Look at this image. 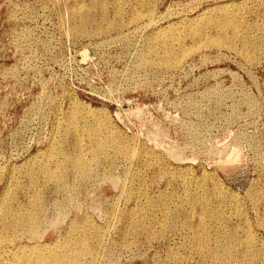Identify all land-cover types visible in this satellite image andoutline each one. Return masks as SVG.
Returning a JSON list of instances; mask_svg holds the SVG:
<instances>
[{
	"label": "rangeland",
	"instance_id": "obj_1",
	"mask_svg": "<svg viewBox=\"0 0 264 264\" xmlns=\"http://www.w3.org/2000/svg\"><path fill=\"white\" fill-rule=\"evenodd\" d=\"M76 1H78V3ZM83 1L84 2H82V0H0V198L3 196L4 199L1 198L3 201L0 200L2 201V204L0 203V210L3 207V211H0V254L2 255H0V258H3L0 259V264H15L12 263L13 258L7 256L9 260L4 253H2L6 246L16 247L20 244H28L32 241L39 240L52 242L57 238V235H59L57 244H61L67 237H69V240L72 239V242L73 240H80V243H77L78 245L76 244V246L72 243V247L75 251L84 252H81L82 255H80L79 258L86 260L78 259L76 264H246V262H250V264H261L259 259H262L263 257L261 256H264V0H120L119 2L117 0H106L107 3L106 1L102 3L103 0ZM154 2L156 5L153 4ZM226 4L230 6L227 7L228 9L224 7ZM79 5H81V7H79ZM113 5L116 8L113 7ZM118 5L121 6L119 7ZM42 6L46 7L43 8ZM129 6L131 11H129ZM80 8L82 9L80 10ZM105 8L107 10H103ZM76 9H78V11ZM151 9L152 12L150 11ZM213 9L215 11L218 9V12H215ZM135 10L140 13H138V15H140L139 17H141V14L144 17L137 19L138 21L131 20L133 16L137 14ZM199 13H203V16L200 18L196 17L195 19V16ZM228 13L230 16H227ZM116 14L119 15L117 16ZM149 14L151 16H148ZM118 17L121 19L119 20ZM232 17L234 18L232 19ZM215 19H220V21H216ZM101 21L104 22L102 23ZM133 21L135 23H133ZM118 22L122 23L119 24ZM239 22L242 23L239 24ZM197 25L203 36L199 35V37H194L196 40L189 36V39L183 36H186L188 32H190V29L194 26L197 27ZM79 26L84 27L80 28ZM108 27L110 28L108 29ZM211 27H214V29ZM93 28L95 30L97 29L96 32ZM167 29H171V32ZM79 30H81L80 34ZM212 30L213 32H211ZM160 31L163 33L160 34ZM220 31H224V33L227 34L225 35ZM94 32L95 34H93ZM155 32L159 34H155ZM163 34H167L165 38L162 37L164 39L161 38ZM168 34H173L172 36L180 37V39L183 38L184 40H180L179 44L172 46L170 41L167 40ZM176 34L182 36H177ZM158 35L159 37H157ZM214 35L219 36L212 37ZM222 35L224 37L222 39L223 41L220 40ZM249 36H253L250 37L251 40ZM92 37H94V39ZM200 37L201 39L198 40ZM230 37H232V40ZM207 38L211 42L207 40ZM212 38H219V40H211ZM110 39H112V41L115 39L116 41L114 40L112 42ZM196 42L198 43L196 44ZM216 42L217 44H215ZM252 42L253 44H251ZM193 43L195 45L194 47L192 46ZM210 43H213L214 46ZM182 44L186 49V56L184 55L183 51L185 49ZM230 45L232 46L230 47ZM206 46H208V48H206ZM244 46H247V49H245L246 47L244 48ZM172 47H174V49ZM181 47L182 50H180ZM200 47L202 48L200 49ZM155 48H157L158 51ZM164 50H166V52ZM246 50L247 52L250 51V55ZM156 51L158 54H156ZM171 52H173V55ZM182 52L183 54H181ZM246 53L247 55H245ZM148 54L150 55L148 56ZM254 56L257 57L252 58ZM176 58L178 60L181 59V61L179 60L180 62H178ZM75 105L77 106L75 107ZM73 109L77 111L74 110L75 112L73 111V113L71 111ZM97 111L98 113H96ZM84 113L90 117H87V122H85L86 120L81 121L82 117L85 116ZM73 114L77 117L79 120L78 123L80 122L81 125L86 123L85 126L93 124L95 126L96 123L97 125L101 123L100 126H102V129L101 133H99V137L103 138L104 142L106 140L104 144V151L106 150V152L103 151V154L100 155V157H102L95 163L98 166L93 164L95 172L88 175L85 179H81L76 173L75 177L74 169L69 159H67L72 153L71 145L74 136L65 134H67V124L70 118L74 117ZM103 114L105 115L103 116ZM97 115H99L100 118ZM96 118L98 120H96ZM99 120L100 123H98ZM110 129L116 131V135L119 138L121 137L124 143L126 142L125 145L130 144V148H133L132 150L136 152L131 154L133 156H130V154L128 155L127 152L124 153V151L118 150L116 144H113V141L111 142L107 137L108 130ZM80 130L79 128V133H81L80 136L83 135L80 137V143L83 147L85 146V149L89 148V142H91V139L88 137L89 134L82 133ZM148 131L152 135L149 134ZM152 136L154 138L157 137L156 140L152 138ZM58 137H60V139ZM123 137H126L128 141ZM133 140H135V142ZM160 142L161 145L159 144ZM133 143L136 144L133 145ZM54 146L56 147L54 148ZM159 146H161L162 149L161 147L159 148ZM231 147H234V151L236 150L234 156L236 158H233V161H228V163L227 161L225 162V160L227 158L226 156L230 154ZM214 149H216V151ZM48 150L50 151L49 153ZM132 150H130L131 153ZM210 150L214 154H211ZM222 150L223 152H221ZM107 151L110 152L107 153ZM116 151L118 152L116 153ZM119 151H121V154ZM217 151H220L221 154H219L220 152L217 153ZM150 152L152 153L150 154ZM170 152L173 155H170ZM215 152L217 154H215ZM53 153L55 155L59 153V155L55 156ZM109 153H112L111 156ZM45 154H48V157ZM42 155H44L43 158H41ZM53 155L59 160H56ZM86 155L87 154H85V157L90 159V154L89 156ZM122 156L131 158H126V161ZM173 156H175V158ZM51 157H53L52 159H55L57 163H63V165H56V161L54 160V163ZM170 157L173 158L170 159ZM31 160H33L32 162H34V165H31ZM128 160L130 162H128ZM158 162L160 165L157 164ZM223 162L225 164H223ZM43 163L48 165L45 166ZM53 163L58 167L57 171H61L58 174L59 176L56 175L58 173L57 171L54 172L56 167ZM142 164L148 166H142ZM49 165L50 168H48ZM166 165L168 167H166ZM32 166L36 167L32 168ZM63 166H65L64 168L66 170ZM164 166L166 169L163 168ZM42 167L44 169L46 167L44 170L45 172ZM26 168L29 170L28 172ZM31 168L32 173L30 172ZM108 168L110 172L107 171ZM175 168L178 170H175ZM33 169H35V171ZM63 169L64 172H62ZM51 170L54 172V176L52 174L53 177L47 175L51 174ZM105 171H107V173ZM168 171H172L174 175L168 173ZM189 172H193L194 174ZM26 173H30L31 175L27 176L28 174ZM38 173L41 174L37 175ZM63 173L67 176H62ZM91 175L93 176L90 177ZM158 175H160L161 178ZM177 175L179 177L181 176V180H179ZM182 176H185L186 185ZM50 177H52V179L56 177L54 179L57 180L61 179L59 180L60 182L58 181L60 184H57L58 182L56 183L54 179L53 183ZM109 177L112 178L110 179ZM163 177H165V179ZM158 179L161 180L159 181ZM72 182L76 187H71V185H73ZM188 182L190 184H188ZM48 183L49 185H47ZM195 183H200L199 185H202L199 188L198 184ZM195 185L198 187L196 188ZM40 186L42 188H40ZM203 186L205 188H201ZM216 186L217 188H215ZM67 188H69V190ZM11 189L12 192H14L13 196L12 192H10ZM184 189L185 191L183 192ZM189 189L192 192L188 191ZM129 190L133 194L130 193ZM9 194L10 196H8ZM31 194L33 195L31 196ZM45 194L47 196H45ZM28 195H30L31 198H29L30 196ZM125 195L129 198L126 197V199ZM196 195L198 196L195 199ZM11 196L16 198L13 200ZM199 196L202 198L199 199ZM207 196L211 197H209L210 200ZM35 198L37 201H35ZM41 198H43V202H40L41 200L38 201V199ZM192 199L197 202H194ZM255 199H257V201ZM31 200L36 202V206ZM55 200L58 202H55ZM111 200H113V202ZM198 201L201 202L198 203ZM208 201L210 202L208 203ZM27 202L30 204L28 205ZM32 204L34 207L31 206ZM200 204H204L205 207ZM210 204H212L213 207ZM6 205L7 208L4 210ZM8 205H12L16 210ZM75 205L78 207L76 208ZM112 206H114V208ZM200 206H202V208ZM206 206L210 207V210L214 212L210 211L209 208L207 210ZM43 207H45V209ZM130 208L133 209V211ZM26 210L31 213H37L39 222L35 228V234L27 233V229L22 225L26 230L23 233L24 229L21 227L23 223H20V220L24 218L22 214L26 216V214H24ZM9 211L12 213L10 214ZM60 211L65 214L61 215ZM119 211L121 214L118 213ZM130 212L135 213L132 214ZM199 212H205L204 214H206V216L211 217L207 218L204 215L207 220L205 218L203 219V227H198ZM2 213L5 214V216L2 217ZM120 215L122 216L120 217ZM214 216H216L218 220ZM10 219H12L13 222ZM82 219H87L89 222ZM76 221L77 223H75ZM120 221L123 224H121ZM128 221L130 222V226H127L129 225ZM18 223H20V225H17ZM84 223L87 224L85 225ZM3 225L6 226L3 227ZM89 225L93 227L89 228ZM19 226L21 227V233ZM138 226H140V228ZM141 226H146L147 228ZM225 226L226 228H224ZM2 227L4 229L9 227L7 229L8 231L4 230ZM75 227L78 228L75 230ZM129 227L130 229H128ZM135 227L137 231L134 230ZM227 227L229 229H227ZM94 228L95 231L93 230ZM194 228H196L197 232L199 231L200 234L204 232L201 234L202 239L205 240V243L201 241L203 242V246L202 243L200 246V242L196 243L195 237H192L195 236L196 232ZM202 228H204L205 231H203L204 229ZM37 229L39 231L36 233ZM141 229L144 230L142 231ZM102 230L103 232H101ZM5 231L7 233H4ZM90 232H92L91 235ZM82 233L85 235H82ZM96 233L99 236H97ZM223 233H226V235ZM27 234L31 235V237L37 235V237L34 236L32 240ZM38 234H40L39 237ZM205 234H207L206 237ZM220 235L224 236L222 237ZM73 236L75 238H73ZM84 237L85 239H83ZM96 237H100V240ZM27 239L30 240L27 241ZM92 239H96L93 240L94 243H92ZM216 240H220L217 241L220 244L217 242L214 243ZM193 242L197 245H195V243L193 244ZM223 242L226 244L228 243L229 247L227 246L228 244L226 245ZM238 242L240 243L238 244ZM249 242L251 249L248 252L246 243ZM98 243L99 245H97ZM230 244L234 246H230ZM205 245H207V247ZM219 245L221 248H219ZM225 245L231 249L224 250ZM86 246L90 247L88 248L89 250L86 249ZM201 247H203V249ZM221 249L222 251L224 250L226 254H224ZM227 251H229L228 253H230V255L227 254ZM262 264H264V262Z\"/></svg>",
	"mask_w": 264,
	"mask_h": 264
},
{
	"label": "bare ground",
	"instance_id": "obj_2",
	"mask_svg": "<svg viewBox=\"0 0 264 264\" xmlns=\"http://www.w3.org/2000/svg\"><path fill=\"white\" fill-rule=\"evenodd\" d=\"M95 1V0H94ZM101 1V0H100ZM104 1H106V0H103V2L102 3H104ZM110 1H112V0H110ZM118 2L120 1V0H117ZM126 1V0H125ZM132 1V0H131ZM143 1V0H142ZM242 1V0H241ZM240 1V2H241ZM247 1V0H246ZM42 2H44V1H42ZM50 2V1H49ZM77 3H78V1H76ZM82 2H84L83 0H82ZM97 2V1H96ZM117 2V3H118ZM130 2V1H129ZM134 2V1H133ZM250 2V1H249ZM255 2V1H254ZM58 3V2H57ZM106 3H107V1H106ZM110 3V2H109ZM112 3V2H111ZM114 3V2H113ZM116 3V4H117ZM127 3V2H126ZM145 3V2H144ZM147 3V2H146ZM199 3H201V2H199ZM221 3V2H220ZM244 3V2H243ZM251 3V2H250ZM252 3H253V1H252ZM93 4V3H92ZM123 4V3H122ZM130 4V3H129ZM148 4V3H147ZM153 4H155V2L153 3ZM194 4V3H193ZM228 4V3H227ZM226 4V6H224V7H230V6H228ZM237 4V3H236ZM240 4V3H239ZM259 4H261V3H259ZM18 5V4H17ZM82 5V4H81ZM81 5H79V7H81ZM102 5V4H101ZM127 5V4H126ZM136 5H138V4H136ZM140 5V4H139ZM142 5H143V3H142ZM141 5V6H142ZM156 5V4H155ZM234 5H235V3H234ZM252 5V4H251ZM96 6V5H95ZM99 6H100V4H99ZM107 6H108V4H107ZM106 6V7H107ZM112 6V5H111ZM119 7L121 6V5H118ZM140 6V7H141ZM147 6V5H146ZM149 6V5H148ZM233 6V5H232ZM242 6V5H241ZM254 6V5H253ZM262 6V5H261ZM16 7V6H15ZM20 7V6H19ZM43 8H45L44 6H42ZM49 7V6H48ZM88 7V6H87ZM93 7V6H92ZM101 7V6H100ZM105 7V6H104ZM113 7H115L114 5H113ZM192 7V6H191ZM194 7V6H193ZM217 7H219V6H217ZM220 7H223V6H220ZM233 7H236V6H233ZM246 7V6H245ZM258 7H260V6H258ZM264 7V6H263ZM86 8V7H85ZM90 8H91V6H90ZM103 8V7H102ZM116 8V7H115ZM114 8V9H115ZM132 8V7H131ZM134 8H136V7H134ZM148 8V7H147ZM155 8V7H154ZM209 8V7H208ZM216 8V7H215ZM214 8V9H215ZM225 8V9H226ZM244 8V7H243ZM82 8H80V10H81ZM92 9V8H91ZM91 9H89V10H91ZM109 9V8H108ZM142 9V8H141ZM145 9V8H144ZM149 9V8H148ZM213 9V10H214ZM228 9V8H227ZM235 9V8H234ZM237 9H238V7H237ZM246 9V8H245ZM26 10V9H25ZM47 10V9H46ZM73 10V9H72ZM77 11H78V9H76ZM79 10V11H80ZM95 10V9H94ZM103 10H107L106 8L105 9H103ZM139 10V9H138ZM146 10V9H145ZM153 10H155V9H153ZM188 10H189V8H188ZM210 10V9H209ZM218 10V9H217ZM215 11V12H218V11ZM222 10V9H221ZM239 11H240V9H238ZM243 10V9H242ZM252 10V9H251ZM258 10V9H257ZM57 11V10H56ZM115 11V10H114ZM123 11V10H122ZM129 11H131L130 10V6H129ZM144 11V10H143ZM151 12H152V9L150 10ZM202 11V10H201ZM225 11V10H224ZM75 12V11H74ZM87 12V11H86ZM90 12V11H89ZM101 12V11H100ZM103 12V11H102ZM117 12V11H116ZM126 12H128V11H126ZM135 12H136V10H135ZM148 12V11H147ZM227 12V11H226ZM234 12V11H233ZM244 12H246V11H244ZM264 12V11H263ZM17 13V12H16ZM82 13V12H81ZM92 13V12H91ZM115 13V12H114ZM119 13V12H118ZM137 14L136 15H134L133 16V19H131V20H137V19H139V18H143L144 16H142V14H141V17H139L140 15H138V13L139 12H136ZM144 13V12H143ZM149 13V12H148ZM148 13H145V14H148ZM187 13V12H186ZM232 13V12H231ZM255 13H256V11H255ZM11 14V13H10ZM72 14H74V13H72ZM77 14V13H76ZM85 14V13H84ZM104 14V13H103ZM122 14V13H121ZM133 14V13H132ZM140 14V13H139ZM152 14V13H151ZM205 14V13H204ZM209 14V13H208ZM246 14V13H245ZM15 15V14H14ZM80 15V14H79ZM105 15V14H104ZM113 15V14H112ZM117 15V14H116ZM119 15V14H118ZM117 15V16H118ZM197 15V14H196ZM214 15V14H213ZM219 15V14H218ZM227 15V14H226ZM233 15V14H232ZM239 15V14H238ZM241 15V14H240ZM248 15V14H247ZM247 15H244V16H247ZM255 15V14H254ZM264 15V14H263ZM130 16H132V15H130ZM146 16V15H145ZM148 16H151L150 14L148 15ZM147 16V17H148ZM203 16V13H199L197 16H195V19H196V17L197 18H200V17H202ZM205 16V15H204ZM220 16H221V13H220ZM227 16H230L229 15V13H228V15ZM242 16V15H241ZM260 16V15H259ZM75 17V16H74ZM82 17V16H81ZM108 17H109V15H108ZM121 17V16H120ZM215 17V16H214ZM226 17V16H225ZM257 17V16H256ZM262 17V16H261ZM264 17V16H263ZM80 18V17H79ZM88 18V17H87ZM89 18H91V17H89ZM94 18V17H93ZM96 18V17H95ZM100 18V17H99ZM112 18H113V16H112ZM119 18V17H118ZM122 18H123V16H122ZM131 18V17H130ZM151 18V17H150ZM149 18V19H150ZM194 18V17H193ZM205 18H207V17H205ZM210 18H211V16H210ZM216 18V17H215ZM219 18V17H218ZM217 18V19H218ZM234 17H232V19H233ZM13 19V18H12ZM74 19V18H73ZM107 19V18H106ZM111 19V18H110ZM121 18H119V20H120ZM129 19V18H128ZM128 19H127V21H128ZM194 19V20H195ZM221 19V18H220ZM220 19L219 20H216V21H220ZM239 19V18H238ZM246 19V18H245ZM253 19V18H252ZM93 20V19H92ZM101 20V19H100ZM113 20H114V18H113ZM116 20V19H115ZM130 20V19H129ZM131 20H130V22H131ZM152 20V19H151ZM185 20V19H184ZM201 20V19H200ZM202 20H204V19H202ZM213 20V19H212ZM225 20H227V19H225ZM235 20V19H234ZM240 20H241V17H240ZM246 20H248V19H246ZM258 20V19H257ZM262 20V19H261ZM15 21V20H14ZM77 21V20H76ZM84 21V20H83ZM87 21V20H86ZM106 21V20H105ZM124 21V20H123ZM122 21V22H123ZM138 21V20H137ZM140 21V20H139ZM145 21V20H144ZM150 21V20H149ZM211 21V20H210ZM229 21V20H228ZM227 21V22H228ZM231 21V20H230ZM236 21V20H235ZM244 21V20H243ZM260 21V20H259ZM69 22V21H68ZM92 22V21H91ZM102 22V21H101ZM104 22V21H103ZM102 22V23H103ZM114 22V21H113ZM117 22V21H116ZM121 22V23H122ZM188 22H189V20H188ZM199 22V21H198ZM223 22H225V21H223ZM237 22V21H236ZM235 22V23H236ZM85 23V22H84ZM101 23V24H102ZM106 23V22H105ZM108 23V22H107ZM119 24H121L120 22H118ZM133 23H135L134 21H133ZM153 23V22H152ZM168 23V22H167ZM182 23H183V21H182ZM195 23V22H194ZM213 23H215V22H213ZM229 23V22H228ZM232 23V22H231ZM240 23H242V22H239V24ZM244 23V22H243ZM249 23V22H248ZM261 23H262V21H261ZM92 24H93V22H92ZM99 24V23H98ZM109 24V23H108ZM111 24V23H110ZM125 24H127V23H125ZM130 24V23H129ZM128 24V25H129ZM150 24V23H149ZM148 24V25H149ZM158 24V23H157ZM190 24V23H189ZM205 24H207V23H205ZM217 24V23H216ZM221 24V23H220ZM219 24V25H220ZM224 24V23H223ZM227 24V23H226ZM79 25H81V24H79ZM168 25V24H167ZM178 25V24H177ZM182 25H184V24H182ZM196 25V24H195ZM198 25H199V23H198ZM198 25H197V27L196 26H194V27H189V28H191L190 29V32H188V34L185 36V35H183L184 37H187V39H189L188 38V36L189 37H191L192 39H194V37H199V35L200 36H203L202 35V32H201V30L199 29V27H198ZM202 25V24H201ZM208 25V24H207ZM218 25V26H219ZM231 25H233V24H231ZM235 25V24H234ZM244 25H245V23H244ZM246 25H248V24H246ZM257 25V24H256ZM260 25V24H259ZM264 25V24H263ZM263 25H262V27H263ZM74 26V25H73ZM86 26V25H85ZM98 26V25H97ZM96 26V27H97ZM112 26V25H111ZM186 26H188V25H186ZM190 26V25H189ZM222 26V25H221ZM224 26H225V24H224ZM239 26V25H238ZM242 26V25H241ZM249 26V25H248ZM80 27V26H79ZM82 27H84V26H81L80 28H82ZM90 27H91V25H90ZM106 27V26H105ZM113 27V26H112ZM114 27H116V26H114ZM118 27V26H117ZM125 27V26H124ZM196 27V28H195ZM223 27V26H222ZM229 27V26H228ZM235 27V26H234ZM21 28V27H20ZM26 28V27H25ZM76 28V27H75ZM110 27H108V29H109ZM123 28V27H122ZM127 28V27H126ZM142 28V27H141ZM163 28V27H162ZM173 28V27H172ZM176 28V27H175ZM175 28H174V31H175ZM206 28V27H205ZM212 28V27H211ZM219 28V27H218ZM233 28V27H232ZM240 28V27H239ZM242 28V27H241ZM240 28V29H241ZM244 28H246V27H244ZM248 28V27H247ZM253 28H255V27H253ZM261 28V27H260ZM78 29V28H77ZM85 29V28H84ZM88 29V28H87ZM92 29V28H91ZM94 29V28H93ZM99 29V28H98ZM113 29V28H112ZM111 29V30H112ZM186 29V28H185ZM202 29V28H201ZM212 29H214V27L212 28ZM220 29V28H219ZM225 29V28H224ZM223 29V30H224ZM237 29V28H236ZM243 29V28H242ZM249 29V28H248ZM259 29V28H258ZM258 29H257V31H258ZM28 30V29H27ZM72 30H74V29H72ZM76 30V29H75ZM83 30V29H82ZM89 30V29H88ZM95 30V29H94ZM97 30V29H96ZM96 30H95V32H96ZM100 30V29H99ZM107 30V29H106ZM115 30V29H114ZM134 30V29H133ZM167 30H169V29H167ZM167 30H165L166 32H169V31H167ZM208 30V29H207ZM211 30V29H210ZM222 30V29H221ZM239 30V29H238ZM237 30V31H238ZM250 30V29H249ZM252 30V29H251ZM256 30V29H255ZM15 31V30H14ZM69 31H70V27H69ZM80 31L81 30H79V34H80ZM105 31V30H104ZM153 31V30H152ZM173 31V30H172ZM182 31V30H181ZM180 31V32H181ZM183 31H184V29H183ZM189 31V30H188ZM215 31H217V30H215ZM232 31V30H231ZM234 31H236V30H234ZM243 31V30H242ZM245 31V30H244ZM247 31V30H246ZM261 31V30H260ZM83 32V31H82ZM87 32V31H86ZM85 32V33H86ZM89 32V31H88ZM92 32H93V30H92ZM95 32L93 33V34H95ZM110 32H112V31H110ZM159 32V31H158ZM158 32H155V34L156 33H158ZM171 32V31H170ZM211 32H213V30L211 31ZM220 32H222V31H220ZM219 32V33H220ZM226 32V31H225ZM241 32V31H240ZM239 32V33H240ZM264 32V31H263ZM20 33V32H19ZM76 33H77V31H76ZM103 33V32H102ZM161 33H163V32H161L160 31V34ZM181 33H183V32H181ZM185 33H187V32H185ZM209 33H210V31H209ZM208 33V34H209ZM222 33H224V31L222 32ZM242 33V32H241ZM240 33V34H241ZM249 33V32H248ZM257 33V32H256ZM74 34V33H73ZM78 34V33H77ZM87 34V33H86ZM101 34V33H100ZM159 34V33H158ZM207 34V35H208ZM218 34V33H217ZM221 34V33H220ZM225 34V33H224ZM227 34V33H226ZM225 34V35H226ZM237 34H238V32H237ZM245 34V33H244ZM72 35V34H71ZM75 35V34H74ZM82 35V34H81ZM85 35V34H84ZM88 35H89V33H88ZM148 35V34H147ZM164 35V36H163ZM162 36H161V38L162 37H166L165 35H167V34H163ZM169 35V34H168ZM173 34H171V35H169V36H167V40L168 41H170V43H171V45L172 46H174V45H176V44H179V42H180V40H184L183 38H181L180 39V37H175V36H172ZM177 36L179 35V34H176ZM205 35V34H204ZM206 35V36H207ZM232 35V34H231ZM254 35V34H253ZM262 35V34H261ZM13 36V35H12ZM90 36V35H89ZM92 36V35H91ZM101 36V35H100ZM149 36V35H148ZM179 36H182V35H179ZM205 36V37H206ZM211 36V35H210ZM209 36V37H210ZM219 36V35H218ZM218 36H212V37H218ZM238 36V35H237ZM257 36V35H256ZM264 36V35H263ZM262 36V37H263ZM80 37V36H79ZM96 37H98V36H96ZM121 37V36H120ZM157 37H159V35L157 36ZM229 37V36H228ZM227 37V38H228ZM236 37V36H235ZM242 37V36H241ZM250 37H253V36H249V38ZM78 38V37H77ZM86 38V37H85ZM93 39H94V37H92ZM103 38V37H102ZM146 38V37H145ZM152 38V37H151ZM164 38H162V39H164ZM224 37H223V35H222V38L220 39V40H222ZM231 38V40H232V37H230ZM234 38V37H233ZM248 38V37H247ZM256 38V37H255ZM87 39V38H86ZM154 39V38H153ZM152 39V40H153ZM161 39V40H162ZM186 39V38H185ZM191 39V40H192ZM198 39V38H197ZM201 39V37L198 39V40H200ZM206 39V38H205ZM205 39H204V41H205ZM216 39V38H215ZM215 39H211V40H215ZM218 40H219V38H217ZM217 39L215 40V41H217ZM237 39V38H236ZM253 39V38H252ZM257 39V38H256ZM262 39V38H261ZM260 39V40H261ZM264 39V38H263ZM103 40V39H102ZM111 41H112V39H110ZM115 39H113V41H114ZM126 40V39H125ZM148 40V39H147ZM160 40V41H161ZM194 40H196V39H194ZM197 40V41H198ZM207 40H209L208 38H207ZM228 40V39H227ZM243 40V39H242ZM250 40H251V38H250ZM258 40V39H257ZM112 41V42H113ZM116 41V40H115ZM156 41V40H155ZM154 41V42H155ZM210 41V40H209ZM208 41V42H209ZM223 41V40H222ZM221 41V42H222ZM246 41H248V40H246ZM150 42V41H149ZM184 42V41H183ZM182 42V43H183ZM193 42H195V41H193ZM211 42V41H210ZM219 42V41H218ZM235 42V41H234ZM238 42V41H237ZM250 42V41H249ZM99 43V42H98ZM102 43H103V41H102ZM104 43H105V41H104ZM165 43V42H164ZM169 43V42H168ZM198 42H196V44H197ZM207 43V42H206ZM220 43V42H219ZM218 43V44H219ZM228 43V42H227ZM230 43H232V42H230ZM244 43V42H243ZM146 44V43H145ZM160 44V43H159ZM199 44H203V43H199ZM198 44V45H199ZM204 44H205V42H204ZM210 44H213V43H210ZM209 44V45H210ZM215 44H217V42L215 43ZM223 44V43H222ZM221 44V45H222ZM235 45H237L236 43H234ZM245 44V43H244ZM251 44H253V42L251 43ZM100 45H102V44H100ZM183 45V44H182ZM189 45V44H188ZM207 45V44H206ZM225 45H226V47H227V44L225 43ZM224 45V46H225ZM234 45V46H235ZM246 45V44H245ZM149 46V45H148ZM170 46V45H169ZM168 46V47H169ZM193 47L195 46L194 45V43H193V45H192ZM201 46V45H200ZM213 46H214V44H213ZM213 46H210V47H213ZM216 46V45H215ZM232 45H230V47H231ZM234 46H233V48H234ZM250 46V45H249ZM156 47V46H155ZM167 47V46H166ZM165 47V48H166ZM171 47V46H170ZM183 47H184V45H183ZM190 47V46H189ZM202 47H203V45H202ZM202 47H200V49L202 48ZM217 47V46H216ZM219 47H220V44H219ZM238 47V46H237ZM246 47V48H245ZM144 48H146V47H144ZM158 48V47H157ZM157 48H155V49H157ZM160 48V47H159ZM173 49H174V47H172ZM175 48H177V47H175ZM192 48V47H191ZM206 48H208V46H206ZM225 48V47H224ZM229 48V47H228ZM227 48V49H228ZM236 48V47H235ZM242 48V47H241ZM244 48L245 49H247V46H244ZM255 48V47H254ZM257 48V47H256ZM179 49V48H178ZM184 49H185V47H184ZM192 49H194V48H192ZM196 49H199V48H196ZM243 49V48H242ZM143 50V49H142ZM151 50H152V48H151ZM150 50V51H151ZM180 50H182V47L180 48ZM188 50V49H187ZM229 50V49H228ZM232 50V49H231ZM241 50V49H240ZM249 50V49H248ZM255 50V49H254ZM263 50V49H262ZM157 51H158V49H157ZM156 51V52H157ZM162 51V50H161ZM165 52H166V50H164ZM186 51V49L183 51L184 52V55H185V52ZM191 51V50H190ZM196 51H198V50H196ZM242 51V50H241ZM143 52V51H142ZM174 52V51H173ZM173 52H171V54L173 53ZM181 52V51H180ZM183 52L181 53V54H183ZM187 52H189V51H187ZM220 52V51H219ZM246 52H247V50H246ZM250 52V51H249ZM249 52H247L248 54H249ZM254 52V51H253ZM259 52H260V50H259ZM151 53V52H150ZM155 53V52H154ZM190 53V52H189ZM188 53V54H189ZM192 53V52H191ZM203 53V52H202ZM201 53V54H202ZM240 53H242V52H240ZM245 53V52H244ZM247 53L245 54V55H247ZM256 53V52H255ZM255 53H253V54H255ZM141 54V53H140ZM143 54V53H142ZM145 54V53H144ZM156 54H158V52L156 53ZM155 54V55H156ZM175 54V53H174ZM29 55V54H28ZM83 55V54H82ZM105 55V54H104ZM118 55V54H117ZM147 55V54H146ZM150 54H148V56H149ZM167 55V54H166ZM173 55V54H172ZM176 55V54H175ZM179 55V54H178ZM238 55V54H237ZM250 55V54H249ZM139 56H141V55H139ZM165 56V55H164ZM163 56V57H164ZM171 56V55H170ZM186 56V55H185ZM189 56V55H188ZM29 57V56H28ZM154 57H157V56H154ZM178 57V56H177ZM201 57V56H200ZM206 57H207V55H206ZM215 57V56H214ZM243 57V56H242ZM250 57V56H249ZM255 57H257V56H254V57H252V58H255ZM139 58V57H138ZM145 58V57H144ZM147 58V57H146ZM173 58V57H172ZM175 58V57H174ZM181 59L183 58V57H180ZM202 58V57H201ZM205 58V57H204ZM203 58V59H204ZM248 58V57H247ZM141 59V58H140ZM152 59V58H151ZM177 59V58H176ZM181 59H179L180 61H181ZM184 59V58H183ZM206 59V58H205ZM107 60V59H106ZM146 60V59H145ZM164 60V59H163ZM166 60V59H165ZM178 60V59H177ZM178 60V62H180ZM250 60V59H249ZM140 61V60H139ZM141 61H142V59H141ZM140 61V62H141ZM147 61H148V59H147ZM162 61V60H161ZM167 61V60H166ZM165 61V62H166ZM170 61V60H169ZM172 61V60H171ZM253 61V60H252ZM107 62V61H106ZM138 62V61H137ZM152 62H153V60H152ZM157 62V61H156ZM164 62V63H165ZM204 62H205V60H204ZM150 63H151V61H150ZM158 63V62H157ZM159 63H161V62H159ZM169 63V62H168ZM137 64V63H136ZM142 64V63H141ZM146 64V63H145ZM144 64V65H145ZM148 64V63H147ZM163 64V63H162ZM166 64H167V62H166ZM20 65V64H19ZM151 65V64H150ZM164 65V64H163ZM170 65H171V63H170ZM181 65V64H180ZM139 66V65H138ZM137 66V67H138ZM146 66V65H145ZM167 66H169V65H167ZM179 66V65H178ZM164 67V66H163ZM170 67V66H169ZM8 68H10V67H8ZM193 68V67H192ZM17 69V68H16ZM146 69V68H145ZM175 69V68H174ZM176 69H178V68H176ZM9 70V69H8ZM15 70V69H14ZM13 71V70H12ZM16 71V70H15ZM21 71V70H20ZM7 72V71H6ZM5 74V73H4ZM15 75V74H14ZM4 76V75H3ZM10 76V75H9ZM232 76V75H231ZM213 78V77H212ZM10 79V78H9ZM18 79V78H17ZM234 79V78H233ZM217 102V101H216ZM72 103V102H71ZM215 103V102H214ZM217 103H219V102H217ZM79 104V103H78ZM218 105V104H217ZM7 106V105H6ZM77 105H75V107H76ZM70 108V107H69ZM68 108V109H69ZM72 109V108H71ZM76 109V108H75ZM75 109H73V110H71L72 112L75 110ZM91 109V108H90ZM216 109V108H215ZM53 110V109H52ZM83 110V109H82ZM93 110V109H92ZM70 111V112H71ZM75 111H77V110H75ZM74 111V112H75ZM81 111V110H80ZM89 111V110H88ZM94 111V110H93ZM136 111H137V109H136ZM140 111V110H139ZM65 112V111H64ZM73 112V113H74ZM91 112V111H90ZM79 113V112H78ZM77 113V114H78ZM89 113V112H88ZM93 113V112H92ZM96 113H98V111L96 112ZM104 113V112H103ZM69 114V113H68ZM71 114V113H70ZM81 114V113H80ZM87 114V113H86ZM65 115H66V112H65ZM82 115H83V113H82ZM82 115H81V117H82ZM84 115H85V113H84ZM89 115V114H88ZM105 114H103V116H104ZM73 116H74V114H73ZM92 116V115H91ZM93 116H94V114H93ZM98 117H99V115H97ZM72 117V116H71ZM80 117V118H81ZM87 115H85V116H83L82 117V120L81 121H83V120H86L87 119ZM95 117V116H94ZM58 118V117H57ZM88 118H90V117H88ZM100 118V117H99ZM105 119V118H104ZM107 119V118H106ZM110 119V118H109ZM118 119V118H117ZM88 120V119H87ZM87 120L85 121V122H87ZM95 120V119H94ZM96 120H98L97 118H96ZM101 120V119H100ZM100 120L98 121V123H100ZM108 120V119H107ZM78 119H77V117H72V118H70V120H69V123L67 124V122H66V124L68 125L67 126V134H65V135H68V136H70V135H72V136H74L73 137V142H72V145H71V149H72V153H71V156H68L69 158H67V159H69V161H70V164H71V166H72V168L74 169L73 171H74V174L76 173L81 179H85L88 175H90V174H92L93 172H95L94 171V169H93V164H95V163H97L98 161H99V159L102 157H100V155H102L103 154V151H104V144H105V142H106V140H105V142L103 141V138H101V137H99V133H101V129H102V126H100V124H98L97 125V123H96V125L94 126V124L93 125H90V126H85V124L86 123H84V124H80V122L78 123ZM102 123H103V121H102ZM111 123H112V121H111ZM92 124V123H91ZM105 124V123H104ZM60 125V124H59ZM103 125V124H102ZM113 125V124H112ZM57 126V125H56ZM106 126V125H105ZM113 126H115V125H113ZM154 127V126H153ZM56 128V127H55ZM57 128H58V126H57ZM62 128H64V127H62ZM79 128L81 129L80 131L82 132V133H88L89 135H88V137L91 139V142H89V148H86L85 149V146L83 147V145H81V143H80V137H82V136H80L81 135V133H79ZM149 128V127H148ZM158 128V127H157ZM106 129V128H105ZM104 129V130H105ZM108 129V128H107ZM111 129H113V128H111ZM108 130V133H107V137L111 140V142L113 141L114 143L113 144H116V146L118 147V150H121L122 152L124 151V153L125 152H127V154L129 155L130 154V156H133V155H131V154H133V152H135L134 150H132L133 148H130V144L129 145H125L126 144V142L124 143V141L122 140V138L120 137H118L117 135H116V131H113V130ZM54 130V129H53ZM65 130V129H64ZM117 130V129H116ZM159 130V129H158ZM157 130V131H158ZM56 131V130H55ZM118 131V130H117ZM120 131V130H119ZM159 132H160V130H159ZM53 133H54V131H53ZM56 133V132H55ZM63 133V132H62ZM122 133V132H121ZM148 133H149V131H148ZM152 133H154V132H152ZM161 133H162V131H161ZM57 134V133H56ZM117 134H118V132H117ZM120 134V133H119ZM149 134H151V133H149ZM163 134V133H162ZM52 135H54V134H52ZM60 135V134H59ZM125 135V134H124ZM148 135V134H147ZM152 135V134H151ZM122 136V135H121ZM155 136V135H154ZM158 136V135H157ZM64 137V136H63ZM66 137V136H65ZM104 137V136H103ZM106 137V136H105ZM127 137V136H126ZM124 138V139H126L127 140V138ZM158 137H160V136H158ZM56 138V137H55ZM59 139H60V137H58ZM152 138H154L153 136H152ZM157 138V137H156ZM156 138H154L155 140H156ZM163 138V137H162ZM86 139V138H85ZM131 139V138H130ZM133 139V138H132ZM151 139V138H150ZM159 139V138H158ZM125 140V141H126ZM164 140V139H163ZM64 141V140H63ZM72 141V140H71ZM87 141V140H86ZM128 141V140H127ZM134 142H135V140H133ZM151 141V140H150ZM154 141V140H153ZM159 141V140H158ZM226 141V140H225ZM52 142H54V141H52ZM84 142H85V140H84ZM163 142V141H162ZM88 143V142H87ZM153 143H155V142H153ZM164 143V142H163ZM57 144V143H56ZM128 144V143H127ZM134 144H136V143H133V145ZM160 145H161V142L159 143ZM159 144H157V145H159ZM222 144V143H221ZM55 145V144H54ZM218 145V144H217ZM52 146V145H51ZM109 146V145H108ZM224 146V145H223ZM226 146V145H225ZM56 146H54V148H55ZM58 147V146H57ZM62 147V146H61ZM133 147H135V146H133ZM145 147V146H144ZM154 147H156V146H154ZM161 146H159V148H160ZM222 147V146H221ZM60 148V147H59ZM107 148V147H106ZM130 148V149H129ZM156 148H158V147H156ZM164 148V147H163ZM215 148V147H214ZM109 149V148H108ZM137 149V148H136ZM135 149V150H136ZM161 149H162V147H161ZM166 149V148H165ZM220 149V148H219ZM219 149H217V150H219ZM222 149H223V147H222ZM226 149V148H225ZM54 150V149H53ZM52 150V151H53ZM57 150V149H56ZM117 150V149H116ZM130 150H132V153H131V151ZM149 150H150V148H149ZM215 151H216V149H214ZM62 151V150H61ZM68 151H70V150H68ZM111 151V150H110ZM110 151H107V153L108 152H110ZM121 151H119V153L121 152ZM151 151V150H150ZM166 151V150H165ZM236 151V150H235ZM235 151H234V147L232 148L231 147V151H230V154L228 155V156H226L225 158H226V160H225V162L227 161H230V160H232L233 158H236V157H234L235 156ZM44 152V151H43ZM50 151L48 150V153H49ZM58 152V151H57ZM64 152V151H63ZM104 152H106V150L104 151ZM113 152V151H112ZM118 151H116V153H117ZM210 152H211V150H210ZM220 151H217V153H219ZM221 152H223V150L221 151ZM221 152L219 153V154H221ZM40 153V152H39ZM52 153V152H51ZM54 153H55V151H54ZM53 153V154H54ZM61 153V152H60ZM118 153V154H119ZM136 153V152H135ZM152 152H150V154H151ZM153 153H154V151H153ZM213 152H211V154H212ZM216 152H215V154H217ZM63 154V153H62ZM66 154V153H65ZM70 154V153H69ZM85 154H87L88 156H89V154H90V159H87L86 157H85ZM105 154V153H104ZM110 154V153H109ZM112 154V153H111ZM111 154H110V156H111ZM121 154V153H120ZM123 154V153H122ZM126 154V155H127ZM149 154V153H148ZM214 154V153H213ZM218 154V155H219ZM37 155V154H36ZM40 155H41V153H40ZM46 156L48 155V154H45ZM50 155V154H49ZM52 155V154H51ZM55 155V154H54ZM53 155V157L54 158H56L55 156H57V155H59V153L57 154V155H55L54 156ZM68 155V154H67ZM86 155V156H87ZM106 155V154H105ZM125 155V154H124ZM155 155H157V154H155ZM170 155H173L171 152H170ZM217 155V156H218ZM236 155H237V153H236ZM43 156L44 155H42V157L41 158H43ZM62 156V155H61ZM141 156V155H140ZM152 156H154V155H152ZM214 156V155H213ZM216 156V155H215ZM222 156V155H221ZM238 156V155H237ZM35 157V156H34ZM33 157V158H34ZM48 157V156H47ZM53 157H51V160H53L52 158ZM63 157V156H62ZM66 157V156H65ZM116 157V156H115ZM120 157H121V155H120ZM123 157V156H122ZM158 157V156H157ZM174 158H175V156H173ZM172 157V158H173ZM36 158V157H35ZM46 158V157H45ZM44 158V159H45ZM64 158V157H63ZM105 158V157H104ZM107 158H108V156H107ZM125 157H123V159H124ZM127 159L129 158L128 156L126 157ZM125 158V159H126ZM131 158V157H130ZM129 158V159H130ZM163 158V157H162ZM171 157H170V159H172ZM220 158V157H219ZM238 158H239V156H238ZM237 158V159H238ZM30 159V158H29ZM37 159H38V157H37ZM58 158H56V160H57ZM65 159V158H64ZM63 159V160H64ZM113 159V158H112ZM111 159V160H112ZM115 159V158H114ZM121 159V158H120ZM127 159H126V161H127ZM157 159V158H156ZM155 159V160H156ZM221 159V158H220ZM236 159V160H237ZM50 160V161H51ZM55 160V159H54ZM53 160V161H54ZM55 160V161H56ZM59 160V159H58ZM62 160V161H63ZM109 160H110V157H109ZM118 160V159H117ZM235 160V159H234ZM33 160H31V162H32ZM46 161H48V160H46ZM52 161V162H53ZM55 161H54V163H55ZM60 161H61V159H60ZM59 161V162H60ZM106 161H107V159H106ZM140 161V160H139ZM158 161H159V159H158ZM161 161V160H160ZM176 161V160H175ZM233 161V160H232ZM30 162V163H31ZM37 162V161H36ZM44 162V161H43ZM68 162V161H67ZM118 162V161H117ZM128 162H130L129 160H128ZM141 162V161H140ZM157 162V161H156ZM164 162V161H163ZM217 162V161H216ZM219 162V161H218ZM29 163V164H30ZM40 163V162H39ZM53 163V164H54ZM62 163V162H61ZM161 163V162H160ZM229 163V162H228ZM28 164V165H29ZM42 164V163H41ZM44 164V163H43ZM47 164V163H46ZM57 164H60V163H57V161H56V165ZM66 164V163H65ZM69 164V163H68ZM102 164V163H101ZM104 164V163H103ZM141 164V163H140ZM152 164H154V163H152ZM151 164V165H152ZM157 164H159V162L157 163ZM223 164H225L224 162H223ZM222 164V165H223ZM227 164V163H226ZM23 165V164H22ZM31 165H34V162H32V164ZM37 165H38V163H37ZM45 165V164H44ZM48 165V164H47ZM47 165H45V166H47ZM61 166L63 165V163L62 164H60ZM59 165V166H60ZM96 165V164H95ZM110 165H112V164H110ZM143 165H145V164H142V166ZM150 165V164H149ZM160 165V164H159ZM165 165V164H164ZM30 166V165H29ZM54 166H55V164H54ZM96 166H98V165H96ZM115 166H117V165H115ZM145 166H148V165H145ZM154 166V165H153ZM156 166V165H155ZM162 166V165H161ZM34 167H36V166H34ZM33 166H32V168H34ZM51 167H52V165H51ZM56 167V166H55ZM65 166H63V168H64ZM137 167V166H136ZM157 167H158V165H157ZM166 167H168L167 165H166ZM172 167V166H171ZM14 168V167H13ZM32 168H31V170H30V172L32 171ZM43 168V167H42ZM48 168H50V165H49V167ZM54 168V167H53ZM57 168L58 167H56V170H54V172H56L57 171ZM62 168V167H61ZM68 168V167H67ZM95 169H97L96 167H94ZM105 168V167H104ZM147 168H149V167H147ZM163 168H165V166L163 167ZM162 168V169H163ZM178 168V167H177ZM180 168V167H179ZM190 168H191V166H190ZM16 169V168H15ZM29 169H30V167H29ZM38 169V168H37ZM41 169V168H40ZM45 169H46V167H45ZM44 168H43V171L45 170ZM60 169V168H59ZM65 169V168H64ZM64 169H63V171L62 172H64ZM137 169V168H136ZM145 169V168H144ZM166 169V168H165ZM168 169V168H167ZM181 169V168H180ZM189 169V168H188ZM17 170V169H16ZM34 171H35V169H33ZM42 170V169H41ZM62 170V169H61ZM66 170V169H65ZM68 170V169H67ZM110 169L108 168V170L107 171H109ZM138 170V169H137ZM136 170V171H137ZM169 170V169H168ZM175 170H178V169H176L175 168ZM183 170H185V169H183ZM21 171V170H20ZM23 171V170H22ZM26 171L28 172L29 170H27V168H26ZM37 171V170H36ZM40 171V170H39ZM52 171V170H51ZM70 171V170H69ZM104 171V170H103ZM107 171H105L106 173H107ZM114 171V170H113ZM134 171V170H133ZM141 171V170H140ZM143 171V170H142ZM167 171V170H166ZM174 171V170H173ZM193 171V170H192ZM203 171V170H202ZM38 172V171H37ZM40 172H42V171H40ZM45 172V171H44ZM53 172V171H52ZM52 172H50L51 174L49 175V174H47V173H45V174H47L48 176H52V174H53V176H54V172L52 173ZM58 173L56 174V175H58L60 172H59V170L57 171ZM68 172V171H67ZM110 172V171H109ZM108 172V173H109ZM115 172H116V168H115ZM162 172V171H161ZM23 173V172H22ZM32 173V172H31ZM43 173V172H42ZM104 173V172H103ZM105 173V174H106ZM137 173V172H136ZM164 173H166V172H164ZM168 173H171L172 174V171L171 172H169L168 171ZM175 173V172H174ZM176 173H177V171H176ZM189 173H192V174H194L193 172H189ZM202 173H204V172H202ZM26 174H28V173H26ZM36 174V173H35ZM39 174H41V173H38L37 175H39ZM69 174V173H68ZM76 174H75V177H76ZM110 174V173H109ZM128 174V173H127ZM181 174H182V172H181ZM180 174V175H181ZM186 174H187V172H186ZM29 175H31L30 173L27 175V176H29ZM64 175V173L62 174V176ZM111 175V174H110ZM143 175V174H142ZM154 175H156V174H154ZM161 175V174H160ZM160 175H158L159 177H160ZM162 175H164V174H162ZM169 175V174H168ZM172 175H174V174H172ZM172 175H170V176H172ZM183 175V174H182ZM20 176H21V174H20ZM35 176V175H34ZM33 176V177H34ZM40 176H44V175H40ZM52 176V177H53ZM59 176V175H58ZM64 176H67V175H64ZM69 176H71V175H69ZM77 176V177H78ZM93 175H91L90 177H92ZM112 176V175H111ZM157 176V177H158ZM167 176V175H166ZM165 176V177H166ZM202 176H203V174H202ZM208 176H209V174H208ZM31 177V176H30ZM52 177H50V179H52ZM137 177V176H136ZM156 177V178H157ZM158 177V178H159ZM165 177H163L164 179H165ZM177 177H179L178 175H177ZM181 177V176H180ZM180 177H179V180H181L180 179ZM185 177V176H184ZM183 176H182V178H184ZM210 177V176H209ZM28 178V177H27ZM37 178H38V176H37ZM54 178H56V177H54ZM53 178V179H54ZM64 178V177H63ZM79 178V179H80ZM110 178V177H109ZM112 178V177H111ZM110 178V179H111ZM161 178V177H160ZM187 178V177H186ZM189 178H191V177H189ZM200 178V177H199ZM208 178V177H207ZM29 179V178H28ZM31 179V178H30ZM34 179V178H33ZM45 179V178H44ZM47 179V178H46ZM52 179V182L55 180L56 181V183L59 181V180H61V179H59V180H57V179H54L53 180ZM70 179H72V178H70ZM79 179H77V180H79ZM109 179V180H110ZM137 179V178H136ZM173 179H174V177H173ZM176 179V178H175ZM194 179V178H193ZM211 179V178H210ZM21 180H22V178H21ZM68 180V179H67ZM74 180H76V179H74ZM114 180V179H113ZM119 180V179H118ZM159 180V179H158ZM161 180V179H160ZM159 180V181H160ZM178 180V179H177ZM183 180V179H182ZM191 180V179H190ZM203 180V179H202ZM209 180V179H208ZM9 181V180H8ZM34 181V180H33ZM43 181V180H42ZM41 181V182H42ZM49 181V180H48ZM83 181V180H82ZM111 181V180H110ZM167 181V180H166ZM184 181H185V178H184ZM192 181V180H191ZM195 181V180H194ZM30 182V181H29ZM36 182H37V180H36ZM46 182V181H45ZM51 182V181H50ZM49 182V183H50ZM60 182V181H59ZM57 183V184H60V183ZM66 182V181H65ZM68 182H69V180H68ZM77 182V181H76ZM190 182V181H189ZM188 182V184H190ZM196 182H199V181H196ZM21 183H22V181H21ZM31 183V182H30ZM43 183V182H42ZM49 183L47 184V185H49ZM54 183V182H53ZM55 183V184H56ZM62 183H63V180H62ZM113 183V182H112ZM182 183V182H181ZM185 183V185H186V181L184 182ZM203 183H204V181H203ZM9 184V183H8ZM72 184H73V182H72ZM115 184V183H114ZM136 184V183H135ZM167 184H168V181H167ZM195 184H198V183H195ZM200 184V183H199ZM198 184V186H199V188H200V186L202 185H199ZM212 184V183H211ZM10 185V184H9ZM24 185V184H23ZM30 185V184H29ZM32 185V184H31ZM34 185H35V183H34ZM42 185H45V184H42ZM54 185V184H53ZM64 185H66V184H64ZM64 185H63V187H64ZM79 185V184H78ZM192 185V184H191ZM191 185H189V186H191ZM215 185H216V183H215ZM33 186V185H32ZM31 186V187H32ZM36 186H37V184H36ZM39 186V185H38ZM55 186H57V185H55ZM60 186V185H59ZM62 186V185H61ZM68 186V185H67ZM73 186H75L74 184L73 185H71V187H73ZM136 186V185H135ZM178 186V185H177ZM183 186V185H182ZM197 186V187H198ZM204 186H205V184H204ZM201 187V188H205V187ZM7 187V186H6ZM25 187V186H24ZM34 187V186H33ZM43 187H45V186H43ZM47 187V186H46ZM66 187V186H65ZM70 187V188H71ZM76 187V186H75ZM78 187V186H77ZM186 187V186H185ZM195 187H196V185H195ZM196 187V188H197ZM219 187V186H218ZM30 188V187H29ZM35 188V187H34ZM40 188H42L41 186H40ZM196 188H194V189H196ZM198 188V189H199ZM212 188H214V187H212ZM215 188H217V186L215 187ZM18 189V188H17ZM16 189V190H17ZM24 189V188H23ZM59 189V188H58ZM64 189H66V188H64ZM68 190H69V188H67ZM77 189V188H76ZM75 189V190H76ZM128 189V188H127ZM135 189V188H134ZM187 189V188H186ZM207 189V188H206ZM13 190H14V188H13ZM22 190V189H21ZM24 190H26V189H24ZM29 190V189H28ZM30 190H31V188H30ZM40 190V189H39ZM38 190V191H39ZM8 191V190H7ZM6 191V192H7ZM33 191V190H32ZM31 191V192H32ZM42 191H43V189H42ZM41 191V192H42ZM44 191H46V190H44ZM60 191L62 192V190L60 189ZM59 191V192H60ZM71 191H72V189H71ZM74 191V190H73ZM135 191V190H134ZM182 191V190H181ZM185 191V189L183 190V192ZM188 191H191L190 189L188 190ZM10 192H12V189L10 190ZM27 192V191H26ZM58 192V191H57ZM129 192H130V190H129ZM192 192V191H191ZM195 192V191H194ZM199 192V191H198ZM3 193H5V192H3ZM2 193V194H3ZM9 193V192H8ZM13 193L14 192H12V196H13ZM33 193V192H32ZM36 193H37V190H36ZM66 193V192H65ZM73 193V192H72ZM130 193H132V192H130ZM188 193V192H187ZM190 193V192H189ZM196 193H197V191H196ZM195 193V194H196ZM207 193V192H206ZM7 194V193H6ZM26 194V193H25ZM41 194H43V193H41ZM67 194V193H66ZM133 194V193H132ZM186 194V193H185ZM194 194V193H193ZM192 194V195H193ZM208 194V193H207ZM255 194V193H254ZM257 194V193H256ZM4 195V194H3ZM33 194H31V196H32ZM35 195V194H34ZM39 195V194H38ZM68 195V194H67ZM120 195V194H119ZM128 195V194H127ZM129 195H131V194H129ZM5 196V195H4ZM8 196H10V194L8 195ZM7 196V197H8ZM11 196V197H12ZM15 196V195H14ZM16 196H17V194H16ZM25 196V195H24ZM28 196H30V195H28ZM31 196L29 197V198H31ZM35 196H37V195H35ZM45 196H47L46 194H45ZM57 196H58V194H57ZM66 196V195H65ZM133 196V195H132ZM198 195H196L195 196V199H196V197H197ZM203 196V195H202ZM252 196V195H251ZM254 196V195H253ZM6 197V196H5ZM4 197V198H5ZM34 197V196H33ZM42 197V196H41ZM67 197V196H66ZM69 198H70V196H68ZM127 196L125 195V198H126ZM131 197V196H130ZM147 197V196H146ZM208 197V196H207ZM210 197V196H209ZM209 197H208V199H209ZM258 197V196H257ZM261 197H263V196H261ZM260 197V198H261ZM1 198L3 199V196H1ZM0 198V200H2ZM13 198V197H12ZM14 198H16V197H14ZM14 198H13V200H14ZM37 198V197H36ZM35 198V201H37V199ZM40 198V197H39ZM78 198V197H77ZM117 198V197H116ZM127 198H129V197H127ZM126 198V199H127ZM202 198V197H201ZM200 198V196H199V199H201ZM203 198H204V196H203ZM206 198V197H205ZM211 198V197H210ZM254 198H256V197H254ZM253 198V199H254ZM8 199V198H7ZM7 199H5V200H7ZM11 199V198H10ZM42 199L43 198H41V199H38V201H40V202H43L42 201ZM65 199H68V198H65ZM70 199H72V198H70ZM207 199V198H206ZM207 199V200H208ZM251 199V198H250ZM4 200V199H3ZM2 200V201H3ZM34 200V199H33ZM33 200H31V201H33ZM74 200V199H73ZM76 200V199H75ZM129 200H131V199H129ZM138 200V199H137ZM147 200V199H146ZM193 201H194V199H192ZM204 200V199H203ZM210 200V199H209ZM256 201H257V199H255ZM255 200H253V201H255ZM2 201H0V203L2 202ZM12 201V200H11ZM16 201V200H15ZM14 201V202H15ZM66 201V200H65ZM77 201V200H76ZM112 202H113V200H111ZM118 201V200H117ZM121 201V200H120ZM127 201V200H126ZM196 201V200H195ZM194 201V202H195ZM252 201V202H253ZM259 201V200H258ZM5 202V201H4ZM17 202V201H16ZM30 202V201H29ZM34 202V201H33ZM55 202H58V201H56L55 200ZM68 202V201H67ZM107 202V201H106ZM130 202V201H129ZM146 202V201H145ZM197 202V201H196ZM201 202V201H200ZM199 201H198V203H200ZM210 201H208V203H209ZM8 203V202H7ZM6 203V204H7ZM28 203V202H27ZM32 203V202H31ZM35 203L36 202H34L33 204L35 205ZM39 203V202H38ZM73 203V202H72ZM99 203V202H98ZM116 203V202H115ZM148 203V202H147ZM191 203H193V202H191ZM205 203V202H204ZM206 203H207V201H206ZM258 203V202H257ZM2 204V203H1ZM9 204V203H8ZM30 203H28V205H29ZM33 204L31 205L32 207H34L33 206ZM71 204V203H70ZM76 204V203H75ZM107 204L109 205V203L107 202ZM114 204V203H113ZM149 204V203H148ZM197 204V203H196ZM4 205H5V203H4ZM41 205V204H40ZM44 205V204H43ZM59 205V204H58ZM61 205V204H60ZM112 205V204H111ZM194 205V204H193ZM199 205V204H198ZM200 205H203L204 206V204H200ZM205 205H207V204H205ZM211 206H212V204H210ZM9 206V205H8ZM22 206H23V204H22ZM36 206V205H35ZM42 206V205H41ZM76 206V205H75ZM74 206V207H75ZM116 206V205H115ZM208 206H209V204H208ZM215 206V205H214ZM9 207H12V205L11 206H9ZM18 207V206H17ZM21 207V206H20ZM25 207V206H24ZM55 207V206H54ZM57 207V206H56ZM78 206H76V208H77ZM113 208H114V206H112ZM129 207V206H128ZM201 208H202V206H200ZM205 207V206H204ZM203 207V208H204ZM207 207V206H206ZM213 207V206H212ZM216 207V206H215ZM5 208H7V205H6V207H4V210H5ZM12 208H14V207H12ZM11 208V209H12ZM44 209H45V207H43ZM59 208V207H58ZM61 208V207H60ZM80 208V207H79ZM108 208V207H107ZM106 208V209H107ZM125 208H126V206H125ZM208 208H209V210H210V207H207L206 209L208 210ZM2 209H3V207H2ZM1 209V210H2ZM8 209H10V208H8ZM15 209V208H14ZM31 209H33V208H31ZM40 209H41V207H40ZM43 209V210H44ZM110 209V208H109ZM108 209V210H109ZM116 209V208H115ZM128 209V208H127ZM131 209V208H130ZM135 209V208H134ZM199 209V208H198ZM205 209V208H204ZM203 209V210H204ZM215 209V208H214ZM0 210V211H1ZM13 210V209H12ZM16 210V209H15ZM14 210V211H15ZM21 210V209H20ZM24 210V209H23ZM28 210H29V208H28ZM47 210V209H46ZM45 210V211H46ZM78 210V209H77ZM81 210H82V208H81ZM92 210V209H91ZM90 210V211H91ZM99 210V209H98ZM122 210V209H121ZM132 211H133V209H131ZM130 210V211H131ZM202 210V211H203ZM3 211V210H2ZM17 211H18V209H17ZM30 211V210H29ZM35 211H36V209H35ZM42 211V210H41ZM67 211V210H66ZM78 211H80V210H78ZM114 211H116V210H114ZM204 211H206V210H204ZM210 211H212V210H210ZM23 212V211H22ZM38 212V211H37ZM61 212V215H63V214H65L64 212L62 213V211H60ZM81 212V211H80ZM79 212V213H80ZM85 212H86V210H85ZM99 212V211H98ZM108 212H110V211H108ZM140 212V211H139ZM142 212H143V210H142ZM142 212H141V214H142ZM208 212V211H207ZM212 212H214V211H212ZM211 212V213H212ZM1 213V212H0ZM9 213H10V211H9ZM12 213V212H11ZM10 213V214H11ZM20 213V212H19ZM24 213V212H23ZM43 213V212H42ZM115 213V212H114ZM117 213V212H116ZM118 213H120V211L118 212ZM125 213H126V210H125ZM130 213H132V212H130ZM130 213H129V215H130ZM133 213H135V212H133ZM132 213V214H133ZM200 213V212H199ZM205 212H201L200 214H199V217H198V219H199V223H198V227H203V225H204V222H203V219L205 218V216H206V214H204ZM5 214H6V211H5ZM5 214H3L2 213V217L3 216H5ZM8 214V213H7ZM22 214V213H21ZM24 214H26V216H24L23 214H22V216L24 217V218H21V220H20V223L22 222L23 224H21V227H22V225L24 226V228L25 229H27V233H33V234H35V228L37 227V225H38V222H39V220H38V217H37V213H31V212H28L27 210H26V213H24ZM29 214V215H28ZM45 214V213H44ZM101 214V213H100ZM113 214V213H112ZM121 214V213H120ZM131 214V215H132ZM137 214V213H136ZM140 214V213H139ZM16 215H17V213H16ZM18 215H20V214H18ZM85 215V214H84ZM86 215H87V213H86ZM103 215H105V214H103ZM116 215V214H115ZM128 215V214H127ZM126 215V216H127ZM135 215V214H134ZM205 215V216H204ZM211 215V214H210ZM215 215V214H214ZM0 216H1V214H0ZM8 216V215H7ZM15 216V215H14ZM59 216V215H58ZM89 216V215H88ZM87 216V217H88ZM122 215H120V217H121ZM138 216V215H137ZM146 216V215H145ZM213 216V215H212ZM217 216V215H216ZM216 216H214V217H216ZM8 217H10V216H8ZM11 217H13V216H11ZM16 217V216H15ZM15 217H13V218H15ZM86 217V216H85ZM91 217V216H90ZM114 217V216H113ZM116 217V216H115ZM120 217H119V219H120ZM207 218H209L208 216H206ZM5 218V217H4ZM62 218H64V217H62ZM83 218V217H82ZM102 218H104V217H102ZM139 218H140V215H139ZM143 218V217H142ZM207 218H205L206 220H207ZM211 218V217H210ZM217 218V217H216ZM216 218H214V219H216ZM17 219V218H16ZM16 219H14V220H16ZM66 219V218H65ZM119 219H118V221H119ZM131 219V218H130ZM129 219V220H130ZM144 219V218H143ZM213 219V218H212ZM11 221H12V219H10ZM58 220V219H57ZM63 220V219H62ZM75 220V219H74ZM82 220H87V219H82ZM104 220V219H103ZM124 220V219H123ZM134 220V219H133ZM132 220V221H133ZM217 220H218V218H217ZM4 221V220H3ZM18 221V220H17ZM16 221V222H17ZM72 221V220H71ZM71 221H69V222H71ZM88 221V220H87ZM92 221H93V219H92ZM138 221H142V220H138ZM2 222V221H1ZM5 222V221H4ZM7 222H9V221H7ZM13 222V221H12ZM49 222V221H48ZM56 222V221H55ZM63 222V221H62ZM68 222V223H69ZM82 222V221H81ZM85 222V221H84ZM89 222V221H88ZM95 222V221H94ZM101 222V221H100ZM121 222V221H120ZM129 222V221H128ZM135 222H136V220H135ZM135 222H134V224H135ZM20 223H18L17 225H20ZM46 223V222H45ZM75 223H77V221L75 222ZM127 223V222H126ZM132 223V222H131ZM139 223V222H138ZM4 224V223H3ZM52 224V223H51ZM81 224V223H80ZM85 224V223H84ZM87 224V223H86ZM85 224V225H86ZM90 224V223H89ZM121 224H123L122 222H121ZM142 224V223H141ZM143 224H144V222H143ZM45 225H47V224H45ZM60 225V224H59ZM77 225V224H76ZM83 225V224H82ZM104 225V224H103ZM145 225V224H144ZM4 226H6V225H3V227ZM8 226V225H7ZM11 226V225H10ZM14 226H15V224H14ZM41 226V225H40ZM100 226V225H99ZM121 226V225H120ZM125 226V225H124ZM127 226H130V222H129V225H127ZM132 226V225H131ZM136 226H137V224H136ZM147 226V225H146ZM146 226H141V227H144V228H147ZM196 226V227H197ZM2 227V228H3ZM16 227V226H15ZM20 227V226H19ZM21 227L19 228L20 229V233L22 232L21 231ZM50 227V226H49ZM69 227V226H68ZM72 227V226H71ZM82 227V226H81ZM93 226H90L89 225V228H92ZM139 228H140V226H138ZM137 227V228H138ZM188 227H189V225H188ZM193 227V226H192ZM191 227V228H192ZM2 228H1V230H2ZM9 227H7V229H8ZM11 228V227H10ZM23 228V227H22ZM23 228V229H24ZM41 228V227H40ZM65 228V227H64ZM78 228V227H77ZM76 227H75V230L77 229ZM80 228V227H79ZM124 228V227H123ZM127 228V227H126ZM134 228V227H133ZM190 228V227H189ZM224 228H226V226L224 227ZM4 229V228H3ZM7 229H4V230H7ZM12 229V228H11ZM23 230V233H24V231H26V230ZM39 229V228H38ZM37 229V231H36V233L39 231ZM85 229V228H84ZM102 229V228H101ZM128 229H130V227L128 228ZM127 229V230H128ZM195 230H196V228H194ZM201 229V228H200ZM199 229V230H200ZM202 229H204V228H202ZM227 229H229L228 227H227ZM227 229H225V230H227ZM14 230V229H13ZM18 230V229H17ZM16 230V231H17ZM69 230V229H68ZM71 230H72V228H71ZM81 230V229H80ZM94 231H95V228L93 229ZM134 230H136V227H135V229ZM142 230V229H141ZM144 230V229H143ZM142 230V231H143ZM8 231V230H7ZM73 231V230H72ZM79 231V230H78ZM82 231H83V229H82ZM89 231V230H88ZM87 231V232H88ZM123 231H124V229H123ZM137 231V230H136ZM201 231V230H200ZM203 231H205V229L203 230ZM15 232V231H14ZM19 232V231H18ZM17 232V233H18ZM68 232V231H67ZM74 232V231H73ZM97 232H98V230H97ZM101 232H103V230L101 231ZM138 232H139V230H138ZM147 232V231H146ZM196 232H197V230H196ZM195 232V236H192V237H195L194 239L197 241L196 243H199L200 242V246H201V243H202V246H203V242L205 241V240H203L202 239V237H201V234H203L204 232H202L201 234L199 233V231L196 233ZM226 232V231H225ZM4 233H7L6 231L4 232ZM9 233H11V232H9ZM16 233V232H15ZM19 233V234H20ZM22 233V234H23ZM42 233H43V230H42ZM76 233V232H75ZM91 233L92 232H90V235H91ZM227 233V232H226ZM226 233H223V234H225L226 235ZM59 234V233H58ZM65 234V233H64ZM70 234V233H69ZM89 234V233H88ZM93 234H95V233H93ZM124 234H126V233H124ZM138 234V233H137ZM142 234H143V232H142ZM194 234V233H193ZM228 234V233H227ZM12 235V234H11ZM15 235V234H14ZM26 235V234H25ZM27 235H29V234H27ZM39 235L40 234H38V237H39ZM42 235V234H41ZM72 235V234H71ZM80 235V234H79ZM82 235H85L84 233H82ZM89 235V236H90ZM96 235H97V233H96ZM102 235V234H101ZM228 235H230V234H228ZM249 235H250V233H249ZM24 236V235H23ZM30 237H31V235H29ZM35 235H33V237H34ZM65 236V235H64ZM69 236V235H68ZM97 236H99V235H97ZM129 236V235H128ZM127 236V237H128ZM132 236V235H131ZM130 236V237H131ZM207 236V234H205V237ZM220 236H224V235H220ZM236 236V235H235ZM6 237H7V235H6ZM33 237H31L32 238V240H33ZM35 237H37V235L35 236ZM56 237V236H55ZM59 237V235H57V238H55V240H53L52 242H44V241H41V240H39V241H32V242H30V243H28V244H20V245H17L16 247H12V246H6L5 248H4V252H2V253H4V255L6 256V258H8V257H11V258H13V262L12 263H15V264H76V262L78 261V259H83V258H79L80 257V255H82V253H84V252H82V251H75L74 249H73V247H72V245L73 244H75V246H76V244L77 243H80L79 241H75V240H73V242H72V239H68L69 237H67L66 239H64L62 242H61V244H57V241H58V238ZM88 237V236H87ZM91 237V236H90ZM95 237V236H94ZM103 237H105V236H103ZM154 237V236H153ZM209 237V236H208ZM215 237H218V236H215ZM229 237H231V236H229ZM9 238V237H8ZM11 238V237H10ZM65 238V237H64ZM73 238H75L74 236H73ZM96 238H100V237H96ZM102 238V237H101ZM133 238V237H132ZM225 238V237H224ZM235 238V237H234ZM7 239V238H6ZM40 239H41V237H40ZM82 239V238H81ZM83 239H85V237L83 238ZM82 239V240H83ZM155 239V238H154ZM194 239H193V241H194ZM206 239V238H205ZM220 239H221V237H220ZM227 239H228V236H227ZM236 239V238H235ZM3 240V239H2ZM11 240V239H10ZM30 239H27V241H29ZM87 240H88V238H87ZM90 240V239H89ZM93 240H96V239H92V243H94L93 242ZM100 240V239H99ZM152 240V239H151ZM192 240V239H191ZM208 240V239H207ZM223 240V239H222ZM231 240V239H230ZM86 241V240H85ZM91 241V240H90ZM201 241H203V242H201ZM217 241H220V240H216V241H214V243L215 242H217ZM237 241V240H236ZM239 241V240H238ZM3 242V241H2ZM1 242V243H2ZM7 242V241H6ZM5 242V243H6ZM9 242V241H8ZM84 242V241H83ZM101 242V241H100ZM207 242V241H206ZM212 242V241H211ZM222 242V241H221ZM230 242V241H229ZM73 243V244H72ZM82 243V242H81ZM195 242H193V244H194ZM195 243V245H197ZM205 243V242H204ZM218 244H220L219 242H217ZM224 243V242H223ZM240 242H238V244H239ZM11 244V243H10ZM86 244H88V243H86ZM101 244H102V242H101ZM209 244V243H208ZM211 244H213V243H211ZM217 244V245H218ZM224 244H226V243H224ZM228 244V243H227ZM226 244V245H227ZM6 245V244H5ZM78 245V244H77ZM84 245H85V242H84ZM95 245V244H94ZM94 245H92V246H94ZM97 245H99V243L97 244ZM225 245V246H226ZM231 245H233V244H230V246ZM2 246V245H1ZM74 246V247H75ZM102 246V245H101ZM199 246V245H198ZM206 247H207V245H205ZM208 246H210V245H208ZM224 246V250H228V249H231V248H228L229 247V244L225 247ZM234 246V245H233ZM233 246H232V248H233ZM85 247V246H84ZM197 247V246H196ZM82 248V247H81ZM88 248H90V247H87L86 246V249H88ZM202 249H203V247H201ZM205 248V247H204ZM209 248V247H208ZM219 248H221L220 247V245H219ZM219 248H217V249H219ZM86 249H83V250H86ZM95 249V248H94ZM202 249H200V250H202ZM222 249H223V247H222ZM222 249H221V251H222ZM246 249H247V251L249 252L250 251V249H251V245H250V242L249 243H246ZM3 250V249H2ZM81 250V249H80ZM89 250V249H88ZM100 250V249H99ZM224 250L222 251V252H224ZM91 251V250H90ZM82 252V253H81ZM229 251H227V254H229L230 255V253H228ZM89 254V253H88ZM224 254H226L225 252H224ZM1 255V254H0ZM3 255V256H4ZM2 256V255H1ZM8 256V257H7ZM251 256H252V254H251ZM84 257H85V255H84ZM250 257V256H249ZM254 257H256V256H254ZM253 257V258H254ZM261 257H263L262 259H259V261L261 262V264L264 262V256H261ZM5 258V259H6ZM86 258H87V256H86ZM246 258V257H245ZM251 258V257H250ZM252 258V259H253ZM257 258V257H256ZM0 259H3V258H0ZM9 259V258H8ZM7 259V260H8ZM247 259V258H246ZM10 260V259H9ZM84 261L86 260V259H83ZM83 261V262H84ZM253 261H255V260H253ZM258 261V260H257ZM252 262V261H251ZM82 263V262H81ZM250 264V262H246V264ZM256 263V262H255ZM77 264H79V263H77ZM83 264V263H82ZM252 264V263H251ZM257 264V263H256Z\"/></svg>",
	"mask_w": 264,
	"mask_h": 264
}]
</instances>
